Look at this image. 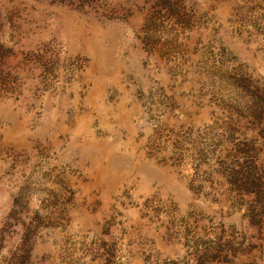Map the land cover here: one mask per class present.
Wrapping results in <instances>:
<instances>
[{"label": "rangeland", "instance_id": "1", "mask_svg": "<svg viewBox=\"0 0 264 264\" xmlns=\"http://www.w3.org/2000/svg\"><path fill=\"white\" fill-rule=\"evenodd\" d=\"M0 264H264V0H0Z\"/></svg>", "mask_w": 264, "mask_h": 264}]
</instances>
